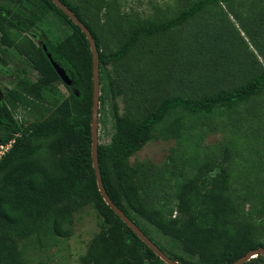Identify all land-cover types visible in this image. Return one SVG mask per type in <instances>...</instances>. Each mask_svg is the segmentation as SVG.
<instances>
[{"label": "trees", "instance_id": "trees-1", "mask_svg": "<svg viewBox=\"0 0 264 264\" xmlns=\"http://www.w3.org/2000/svg\"><path fill=\"white\" fill-rule=\"evenodd\" d=\"M62 1L92 31L100 52V120L104 121L111 98L115 132L109 143H100L99 162L114 202L183 264H230L251 249L264 247L263 156L253 155L258 160L254 170L263 171L257 178L237 175L228 145L220 156L198 163L187 164L190 160L179 151L162 165L130 162L157 129L181 143L187 125L179 112L210 115L218 109H236L264 92V63L257 58L259 53L264 56V33L257 29L264 30V25L245 29L248 41L235 25L243 44L253 43L247 54L238 52L234 43L213 38L219 29L208 34L206 18L202 19L199 31L192 33L204 37L206 48L193 53L189 41L198 38L187 36L176 42L172 32L204 12L220 14L219 6L226 11L221 4L234 0H188L174 17L133 18L128 27L116 17L125 15L112 9L113 1ZM228 5L240 16L236 6ZM51 12L68 29L62 34L48 29L51 35L38 44L31 33ZM154 39H166L165 48L170 46L174 54L187 48L186 57H176L173 68L159 61L158 53L145 61L139 54L131 62L138 46ZM227 49L236 59L252 61L244 82L200 97L176 90L191 69H202L205 61L212 73L231 68ZM49 54L65 69L71 84L63 81ZM0 66L13 84L0 91V150L8 146L0 157V264H35L39 250L72 236L76 217L89 208L99 217V230L80 255L81 264H167L99 190L92 157L93 54L81 27L52 0H0ZM143 76L152 78L145 88ZM171 81L174 90L164 93ZM131 91L134 104L138 96L143 107L121 114L117 98ZM20 108L34 119L18 118L15 110ZM257 261L264 264V257L258 255L244 264Z\"/></svg>", "mask_w": 264, "mask_h": 264}, {"label": "rangeland", "instance_id": "rangeland-1", "mask_svg": "<svg viewBox=\"0 0 264 264\" xmlns=\"http://www.w3.org/2000/svg\"><path fill=\"white\" fill-rule=\"evenodd\" d=\"M109 1H113L111 4L114 11H122L123 15H125L123 18L116 16L118 19L120 18L121 25L125 27H128L129 20L133 18L154 19L161 16L166 19L174 17L181 9L186 8L188 5V0ZM228 4L234 5V7L236 6L235 9L241 11V18L229 8ZM221 5L225 7L228 13L223 10L221 6L218 7V12L220 14H216L217 10L214 14L204 12L205 15H200L193 21L186 22L179 26L178 29L174 30L172 32L173 39L177 42L184 38H188L187 36H194L198 38L195 40L196 44L193 43L191 39L189 41V48H191L193 53H201L197 50L199 48H206V42H203L204 37H197L198 35L192 32L199 31L198 28L202 26L201 20L206 18L205 24L208 34L211 32L210 30L214 32V29H219V32H214L215 35L213 38H218L223 43H234L237 46L238 52L249 54V49L253 48V43L250 41L249 46L244 45L243 41H241L240 34L235 32V25L246 37V41H248L249 37H247L245 29L264 25V0L260 2L254 0H234L229 3L225 2ZM124 22L126 23L124 24ZM66 24L67 23L61 20L56 13L51 12L49 17H47V21L44 20L41 22L40 27H36V32L31 33V36L37 40L39 44L44 38L48 37V34L51 35L48 29L62 34L65 32V29L66 31L68 29ZM257 29L259 32L262 31L264 33L262 28L258 27ZM216 33L218 34L216 35ZM263 39L264 38H262V40ZM108 40L111 43L113 42L111 38ZM165 41L166 39H159L158 41L154 39V41L149 42L145 41L144 45L138 46L137 52L135 51L129 59L132 60L131 62H134L135 58L141 55V57L144 56L142 60L145 61L148 55L150 57V55L158 53L161 56V59L158 60L165 63L167 62L168 66L173 68L171 64L174 62L173 60L179 56L186 57L185 52L187 48L182 47V50H184L183 53L180 51L174 54L172 52L175 51H172L170 46H168V49L165 48ZM113 47H115V45ZM229 51H231L228 55L229 60H233L230 66L231 68L221 70V72L215 70L216 73H212L208 71V68H210L208 63L202 61L205 63V69L204 66H202V69H199L200 67L191 69L187 79L181 81L180 85H177L176 90L182 94L185 93L188 95H191L193 92L195 96L200 97L206 93H214L220 88L228 89L244 82L245 79L243 75L247 74V69L249 67L253 68V65L250 64L252 61L246 63L244 60H239V58L236 59L237 56L235 53H233L231 49ZM257 58L264 63V56L262 54H257ZM238 61H242L243 63L239 64ZM110 68L112 69L113 67L110 66ZM5 69L12 70L9 66H6ZM32 72L33 71L30 73L34 79L36 75L35 72L33 74ZM113 75L115 77V73H113ZM142 80H146V82L142 84L145 88V86H149L148 82L152 80V78L143 76ZM173 84L174 82L171 81L169 84L165 85L167 89L164 93H167L168 89L171 91L174 90ZM12 85L9 79V73H6L0 66V91L5 89L6 86L12 87ZM59 88L63 93H68V89L63 83L59 84ZM131 92L132 93L125 92L117 98L121 114L128 112L129 108H131V112L134 110L138 112V109L143 107L138 96L137 99L139 102L134 104V102L136 103V99L132 101L134 93L133 91ZM111 100L112 99L109 98L108 101L110 102ZM109 102L105 105L104 112L106 116L104 121L102 122L99 119L100 143H109L115 132L112 102ZM15 114L21 119H34V117L31 118L28 111L21 108L15 110ZM178 116L179 119L183 120L187 125L181 143L176 138L163 136L157 129L155 130L154 138L130 158L132 165L138 162H150L156 165H162L168 161V157L173 154L174 151H179L181 155L190 160L187 164L198 163V161L208 157L220 156L219 152L223 150V146L228 145L232 151L234 169L239 177L257 178L259 177L257 174L264 171V165L262 164L263 171L260 169L254 170V166L258 160H254L253 158L254 153L258 157H264V92L238 106L236 109H218L210 115H204L203 113L195 115L189 114L188 112H179ZM98 230L99 217L94 209L89 208L76 217L72 236L63 239L52 248L39 250L38 254L35 255V264H43L41 262L42 259L47 260L48 264H81L80 255L86 252L89 241ZM257 263L262 264L260 261H257Z\"/></svg>", "mask_w": 264, "mask_h": 264}, {"label": "water", "instance_id": "water-1", "mask_svg": "<svg viewBox=\"0 0 264 264\" xmlns=\"http://www.w3.org/2000/svg\"><path fill=\"white\" fill-rule=\"evenodd\" d=\"M59 8H61L77 25L81 27V29L86 33L87 38L91 45V50L93 54V109H92V157H93V165L96 171L97 183L100 192L102 193L104 200L106 203L115 211L117 215H119L124 222L133 229V231L167 264H183L178 260L170 257L164 250H162L159 245L151 239L143 229L133 220L131 219L124 210H122L111 198L109 195L103 181L100 162H99V119H100V97H101V79H100V52L98 49V45L96 42V38L92 34V31L88 28V26L79 18V16L73 11L64 1L62 0H52ZM51 60L60 74L63 81L67 84H71L72 80L66 73L65 69L59 65L49 54ZM258 255H262L264 257V247L260 246L255 249H251L248 253L238 258L236 261L230 264H244L249 261L251 258L257 257Z\"/></svg>", "mask_w": 264, "mask_h": 264}, {"label": "built area", "instance_id": "built-area-1", "mask_svg": "<svg viewBox=\"0 0 264 264\" xmlns=\"http://www.w3.org/2000/svg\"><path fill=\"white\" fill-rule=\"evenodd\" d=\"M8 148V146H4L2 145L1 150H0V157L2 156V154L4 153V151Z\"/></svg>", "mask_w": 264, "mask_h": 264}]
</instances>
